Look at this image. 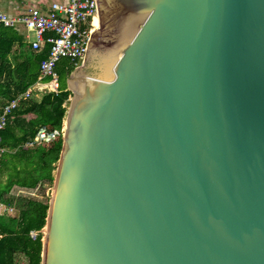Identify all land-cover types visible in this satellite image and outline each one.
I'll return each mask as SVG.
<instances>
[{"label":"water","instance_id":"1","mask_svg":"<svg viewBox=\"0 0 264 264\" xmlns=\"http://www.w3.org/2000/svg\"><path fill=\"white\" fill-rule=\"evenodd\" d=\"M41 264H264V0H95Z\"/></svg>","mask_w":264,"mask_h":264},{"label":"trees","instance_id":"2","mask_svg":"<svg viewBox=\"0 0 264 264\" xmlns=\"http://www.w3.org/2000/svg\"><path fill=\"white\" fill-rule=\"evenodd\" d=\"M3 26H0V78L5 76L6 80L0 84L1 95H8V101L17 95L27 91L39 78L40 63L46 59L50 45L40 52H24L20 57L15 58V64L10 61L14 41L7 40ZM64 69L59 70L60 93L44 95L40 103L34 100L22 102L16 109L13 116H22L28 113L37 115L36 121H30L28 128L23 129L21 137L16 136L15 128L9 124L7 128L0 132V146L6 149H17L18 155L25 158L28 164L15 174L10 175L8 183L3 188L0 186V201L15 208L18 211L16 217H0V264H21L18 256L23 255L28 259V264H41L43 248V234L41 231L46 225L49 202L36 198H25L9 196V192L14 184H19L37 191L42 190L48 183L53 185L54 171L57 166L63 146V139L60 137L51 145L24 149L21 146L35 137L38 128L48 125L51 130L61 129L66 117L67 104L71 91L67 89L66 82L61 80L62 75L67 79L77 67L68 59ZM62 60V61H63ZM61 61V62H62ZM21 145V146H20ZM17 178L16 181H13ZM37 233L34 239L31 233Z\"/></svg>","mask_w":264,"mask_h":264},{"label":"built area","instance_id":"3","mask_svg":"<svg viewBox=\"0 0 264 264\" xmlns=\"http://www.w3.org/2000/svg\"><path fill=\"white\" fill-rule=\"evenodd\" d=\"M95 0H67L66 3H52L49 10L42 11L30 8L25 15L11 18L0 10V26L7 28L22 24L34 35L31 48L34 52H42L50 45L49 54L40 63L39 78L35 84L24 93L8 101L0 110V132L5 130L13 119V113L22 102L31 100L33 95L40 93H60V78L58 66L63 59L70 60L77 66L85 48L93 19ZM64 124L61 129L51 130L48 125H42L34 138L26 141L22 148L51 145L63 136ZM7 149L0 146V157ZM14 215V208L0 201V216ZM36 238V233H31Z\"/></svg>","mask_w":264,"mask_h":264},{"label":"crops","instance_id":"4","mask_svg":"<svg viewBox=\"0 0 264 264\" xmlns=\"http://www.w3.org/2000/svg\"><path fill=\"white\" fill-rule=\"evenodd\" d=\"M55 2L66 3L67 0H0V10L5 12L11 18H17L25 15L28 9L30 8H37L47 12L51 4ZM4 30L7 31L6 32V38H8L7 40L14 41L12 53L11 56L9 57L10 61L13 62V65L15 64V58L20 57L22 53L34 52L31 48V42L34 39V35L30 33L24 25L19 24L11 28L4 27ZM5 80H6L5 76L0 78V84L4 83ZM1 94L2 92L0 91V110L8 102L7 99L8 95H1ZM43 97L44 95L40 93H36V95H33L31 100L40 103ZM36 119H37V115L31 112L22 116H13V119L10 122V124L15 128L16 136L21 137L23 133V129L28 128L29 127L28 123L30 121H36ZM18 153L19 152L17 151V149H7V152L0 157V186L2 188L7 185L10 175L16 173L15 167H17V170H22L28 164L27 160L25 158H22V156L18 155ZM16 180L17 178L13 179V181ZM35 191H37V189L32 190L26 187H22L16 183L12 186L9 192V196L20 197L21 194L22 195L33 194ZM16 211L17 210L14 208V215H4V216L16 217L18 215V211L17 214ZM19 256L20 258H26L23 255H19Z\"/></svg>","mask_w":264,"mask_h":264},{"label":"rangeland","instance_id":"5","mask_svg":"<svg viewBox=\"0 0 264 264\" xmlns=\"http://www.w3.org/2000/svg\"><path fill=\"white\" fill-rule=\"evenodd\" d=\"M66 65V62L63 60L59 66V70L62 71L64 69V66ZM61 80L64 82H66L67 84V77L66 75H62V72H61ZM66 107L68 109L69 107V101L67 102L66 104ZM55 166H57V164H55ZM56 173V170L54 171V175ZM54 185V184H53ZM53 185L51 184H48L46 183L42 190L40 191H35L33 194H26V195H20V197H25V198H36V199H41L45 202H49L50 201V198L52 196V192H53ZM18 197V196H16ZM16 214H17V211H16ZM16 216V215H15ZM44 229L41 231V233L44 235ZM37 234V233H36ZM18 261H20L21 264H28V259L27 258H20V256H18Z\"/></svg>","mask_w":264,"mask_h":264}]
</instances>
